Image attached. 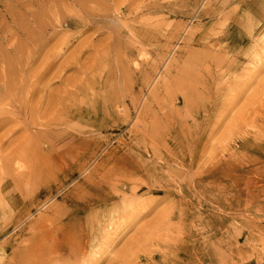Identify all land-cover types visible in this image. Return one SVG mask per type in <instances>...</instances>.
<instances>
[{
    "label": "rangeland",
    "instance_id": "obj_1",
    "mask_svg": "<svg viewBox=\"0 0 264 264\" xmlns=\"http://www.w3.org/2000/svg\"><path fill=\"white\" fill-rule=\"evenodd\" d=\"M15 1L0 264H264V0Z\"/></svg>",
    "mask_w": 264,
    "mask_h": 264
},
{
    "label": "bare ground",
    "instance_id": "obj_2",
    "mask_svg": "<svg viewBox=\"0 0 264 264\" xmlns=\"http://www.w3.org/2000/svg\"><path fill=\"white\" fill-rule=\"evenodd\" d=\"M15 1V0H14ZM19 1V0H18ZM24 1V0H23ZM16 2V1H15ZM5 3H6V1H5ZM20 3H22V2H20ZM26 3V2H25ZM18 4V3H17ZM20 5V4H19ZM18 5V6H19ZM26 5V4H25ZM82 6V5H81ZM8 7V6H7ZM9 8V7H8ZM8 8H7V10H8ZM81 8V7H80ZM92 8V7H91ZM9 10H11L10 8H9ZM9 10H8V12H9ZM21 10V9H20ZM23 10V9H22ZM81 11H82V9H80ZM85 10V9H84ZM87 10V9H86ZM89 10H91V9H89ZM104 10V9H103ZM5 11V10H4ZM24 11V10H23ZM92 11V10H91ZM101 11V10H100ZM100 11H96V12H100ZM11 12H12V10H11ZM15 12V11H14ZM80 12V11H79ZM90 12V11H89ZM107 12V11H106ZM5 13V12H4ZM18 13V12H17ZM85 13H86V11H85ZM84 13V14H85ZM87 13H88V11H87ZM93 13H95V12H92V14ZM13 14L14 13H6L5 14V16H3L2 17V20H0V47L2 46V49H4L3 51H1L0 52V54L2 55V57H1V59L3 60V61H1L0 63V87H1V89L2 90H0L2 93H0V105L2 104V105H4L6 108H7V106H8V108L10 109V107L12 108V106H11V104H10V106L9 105H7V104H9L10 103V101H11V103L12 104H15L16 105V103L13 101V100H11L12 98H11V94H10V84L13 82V80H12V77H14V76H11V60H10V56L11 55H9V53H11L12 51H13V49H12V47H11V37H12V34H13V36H15L14 35V33H12V31H14V29L12 30V28H14V26H16L15 25V22H16V19L18 18H15L14 16H13ZM75 14V13H74ZM73 14V15H74ZM89 14H91V13H89ZM96 14V13H95ZM95 14H94V16H95ZM3 15V14H2ZM2 15H0V18H1V16ZM19 15H20V12H19ZM81 15V14H80ZM79 15V16H80ZM97 16L99 15L100 16V14H96ZM64 16V15H63ZM79 16L77 17L78 19H79ZM83 16V15H82ZM81 16V17H82ZM85 17H87V16H89V15H84ZM83 16V17H84ZM92 16V15H91ZM91 16H89V17H91ZM103 16H104V14H103ZM109 16V15H108ZM107 16V17H108ZM50 17V16H49ZM48 17V18H49ZM52 17V16H51ZM106 17V18H107ZM45 18V17H44ZM47 18V19H48ZM76 18V19H77ZM100 18V17H99ZM34 19V18H33ZM41 19V18H40ZM81 20H83V19H86V18H80ZM101 19V18H100ZM25 20V19H24ZM49 20V19H48ZM52 20V19H51ZM58 20V19H57ZM22 22H23V20H21ZM26 21V20H25ZM53 21L55 22L56 20H55V18L53 17ZM83 21H85V20H83ZM88 21V20H87ZM33 22V21H32ZM43 22H45V21H43ZM42 22V23H43ZM47 22V21H46ZM45 22V23H46ZM53 22V23H54ZM58 22V21H57ZM45 23H43V24H45ZM51 23V22H50ZM49 23V21H48V25L50 24ZM53 23H52V26H53ZM24 24H26V23H24ZM33 24V23H32ZM78 24V23H77ZM17 25H20V23L18 24L17 23ZM21 25H23V24H21ZM36 25V24H35ZM47 25V26H48ZM58 25V24H57ZM24 26H27V24L26 25H23V27ZM41 26V25H40ZM52 26H51V28H52ZM55 26V25H54ZM53 26V27H54ZM83 26V25H82ZM90 26V25H89ZM88 26V27H89ZM18 28H19V26H17ZM17 27H15L16 29H17ZM21 27V26H20ZM22 27V28H23ZM36 26H34V28H35ZM39 27V26H38ZM46 27V26H45ZM43 28V25H42V29H46L47 30V28L48 27H50V26H48L47 28ZM25 28H27V27H24V29ZM28 28H29V26H28ZM27 28V29H28ZM79 28V27H78ZM81 28V27H80ZM87 28V27H86ZM96 28H97V26H96ZM27 29L25 30V31H27ZM33 29V28H32ZM40 29H41V27H40ZM40 29H38V30H40ZM56 29V28H55ZM77 29V28H76ZM83 29V28H82ZM81 29V30H82ZM91 29V28H90ZM94 29V28H93ZM97 29H99V28H97ZM37 30V29H36ZM49 30H50V28H49ZM54 30V29H53ZM52 30V31H53ZM85 30V29H84ZM95 30V29H94ZM25 31H23V32H25ZM28 31H29V29H28ZM27 31V34H25L24 36H29V32ZM32 31V30H31ZM34 31V30H33ZM55 31V30H54ZM21 32H22V29H21ZM79 32V31H78ZM34 33V32H33ZM32 33V37H33V34ZM36 33V32H35ZM44 33V32H43ZM43 33H41V34H43ZM49 33H51V31H49ZM48 33V31H47V34H49ZM16 34V33H15ZM19 34H22V33H19ZM18 34V35H19ZM24 34V33H23ZM40 34V35H41ZM51 34H53V33H51ZM37 35V34H36ZM35 35V36H36ZM50 35V34H49ZM17 36V35H16ZM23 36V35H22ZM23 36V37H24ZM44 36V35H43ZM18 37V36H17ZM44 37H46V36H44ZM75 37V36H74ZM73 37V38H74ZM14 38V37H13ZM25 38V37H24ZM39 37H38V35H37V37H36V41H35V39L33 38V40H34V42H37V41H39V40H37ZM43 37H41V39H42ZM70 37H68V39H69ZM19 39V38H18ZM17 38H16V41L18 40ZM26 39H27V37H26ZM44 39L45 38H43V40H42V42L44 41ZM61 39V38H60ZM24 40V39H23ZM29 40H30V38H29ZM33 40H31V41H33ZM63 40V39H62ZM73 40V39H72ZM19 41V40H18ZM25 41V40H24ZM30 41V42H31ZM47 41V40H46ZM60 41V40H59ZM66 41H67V37H66ZM61 42V41H60ZM63 42H64V40H63ZM62 42V43H63ZM19 43H20V41H19ZM21 43H23V41L21 42ZM48 43V42H47ZM57 44V43H56ZM65 44V43H64ZM23 46H25L24 45V43L22 44ZM22 45H21V47H22ZM31 45L33 46V45H35V43L34 44H32V42H31ZM37 45V44H36ZM107 46H108V44H106ZM112 45V44H111ZM19 46V45H18ZM17 46V47H18ZM28 46V45H27ZM46 46V45H45ZM68 46V45H67ZM110 46V45H109ZM35 47H38V46H35ZM40 47V46H39ZM59 47V46H58ZM19 48H20V46H19ZM29 48V47H28ZM30 48H31V46H30ZM29 48V49H30ZM41 48V47H40ZM62 48V47H61ZM21 49V48H20ZM25 49V48H24ZM23 49V50H24ZM28 49V50H29ZM80 49V48H79ZM32 50V49H31ZM43 50V49H42ZM56 50V49H55ZM20 51V50H19ZM22 51V50H21ZM24 51H26V50H24ZM61 51H63V49L61 50ZM29 52H30V50H29ZM35 52V51H34ZM33 51H31L30 53H34ZM42 52V51H41ZM40 52V53H41ZM57 52V51H56ZM59 52H60V50H59ZM26 53V52H25ZM19 54V53H18ZM45 54V53H44ZM57 54V53H56ZM31 55V54H30ZM60 55H61V53H60ZM59 55V56H60ZM15 56H17V55H15ZM25 57V56H24ZM29 57V56H28ZM46 57V56H45ZM12 58V57H11ZM23 58V57H22ZM31 59H32V57H30ZM42 58V57H41ZM46 58H48V57H46ZM55 58V57H54ZM54 58H53V60H54ZM13 59V58H12ZM34 59H35V57H34ZM43 59V58H42ZM57 59V58H56ZM19 60V59H18ZM28 60V62L27 63H29L30 61H29V58L27 59ZM47 60H49V59H47ZM51 60V59H50ZM49 60V61H50ZM52 60V61H53ZM13 61V60H12ZM22 61V60H21ZM51 61V62H52ZM32 62V61H31ZM34 62H36V61H34ZM39 62V61H38ZM54 62V61H53ZM52 62V63H53ZM41 63H42V65H44V67H43V71L40 73V71H39V77L40 76H42L44 73H45V71H47V69H49V68H51V67H49L50 65H51V63H49V62H46V61H41ZM26 64V63H25ZM24 64V65H25ZM53 65V64H52ZM26 66V65H25ZM35 66H37V65H35ZM23 67V66H22ZM32 67V66H31ZM28 68H30V67H28ZM40 68V67H39ZM24 69V68H23ZM36 69V68H35ZM29 70V69H28ZM27 70V71H28ZM39 70V69H38ZM25 71V70H24ZM23 71V72H24ZM31 71V70H30ZM47 73V72H46ZM21 74H22V72H21ZM25 74V73H24ZM14 75H16V74H14ZM19 75H20V72H19ZM26 75V74H25ZM29 75H30V73H29ZM29 75H27V76H29ZM32 75V74H31ZM20 76H22V75H20ZM44 76V75H43ZM42 76V77H43ZM32 77V76H31ZM18 78V77H17ZM30 78V77H29ZM13 79H15V78H13ZM22 79V78H21ZM24 79V78H23ZM26 79V78H25ZM24 79V81L26 82V80ZM28 79V78H27ZM30 79H32V78H30ZM38 80V79H37ZM19 81V80H18ZM39 81V80H38ZM40 82V81H39ZM15 83H17L18 84V82L16 81ZM24 83V82H23ZM28 83H29V81H28ZM35 83H37V82H35ZM25 84V83H24ZM27 84V83H26ZM31 84V83H30ZM34 84V83H33ZM19 85V87H20V84H18ZM16 85H13L12 87L14 88ZM29 86V85H28ZM38 87V86H37ZM8 88H9V90H8ZM22 89H23V87H21ZM29 88V87H28ZM34 88H36V87H34ZM13 90H15V89H13ZM19 90V89H18ZM27 90V89H26ZM12 92V91H11ZM17 92V91H16ZM39 92V91H38ZM13 93V92H12ZM19 93V92H18ZM27 94V93H26ZM11 95V96H10ZM28 95V94H27ZM14 97H15V95H14ZM16 97H18V96H16ZM23 97V96H22ZM24 97H26L25 95H24ZM19 98V97H18ZM17 98V99H18ZM16 99V98H15ZM14 99V100H15ZM17 99H16V101H17ZM19 100V102L17 103V104H20V98L18 99ZM26 100H30V99H25V102H26ZM22 103V102H21ZM6 104V105H5ZM30 104H33V103H30ZM27 105V104H26ZM3 106V107H4ZM18 106V111H19V105H17ZM25 106V105H24ZM34 106V105H33ZM39 106H40V104H39ZM14 107V106H13ZM29 107V106H28ZM35 107V106H34ZM33 107V108H34ZM38 107V106H37ZM21 108V107H20ZM25 108V107H24ZM23 107L20 109V112L24 109ZM13 109V108H12ZM29 110H30V108H28ZM4 110V108L3 109H1L0 108V112L1 111H3ZM25 110V109H24ZM33 110V109H32ZM4 111H7V110H4ZM15 111V110H14ZM17 111V110H16ZM17 111V112H18ZM35 111V110H34ZM34 111H31V113H32V115H33V112ZM8 112L9 111H7V114H8ZM23 113H24V111H22ZM4 113H6V112H4ZM10 113V112H9ZM22 113V115L24 116L25 114H23ZM26 113H27V111H26ZM12 114H13V112H12ZM3 115H5V114H3ZM2 115V113H0V127L1 126H3V125H5V124H7V123H10V122H15V121H17L16 120V118H18V117H16V116H18V115H15L14 114V116H12V115H10V116H12V117H9V116H7L6 115V117L5 116H3ZM19 116H21V114L19 115ZM29 116H31V115H29ZM34 117V116H33ZM32 119H34V118H32ZM31 119V120H32ZM39 119V118H38ZM36 121V120H35ZM20 122V121H19ZM33 124H41L39 121H37V122H32ZM15 124H18L17 122L15 123ZM14 125V124H13ZM20 125H22L21 123H20ZM17 126L18 125H16V128H17ZM19 127V126H18ZM20 128V127H19ZM22 128H23V126H22ZM25 128V127H24ZM23 128V129H24ZM15 129V127L13 126L11 129H9L10 131L11 130H14ZM8 130V131H9ZM4 131V130H3ZM16 131V130H15ZM31 134V133H30ZM30 136V135H29ZM31 137H32V135H31ZM27 138V137H26ZM21 139V138H20ZM37 141L38 140H36L35 138H27L26 140H24V141H22L21 143H20V145L18 146V148H17V150H14L13 151V154L10 156V157H5V159H4V163H5V165H2V170L3 171H1V173L2 172H5V173H8V172H11V171H16V172H18V173H21L22 174V172H20V171H18L19 169H22V165L20 164V162H21V160L22 161H25V157H26V155H28V154H36V156H37V159H39L40 157H39V153H38V148H37ZM32 155V156H33ZM28 157V156H27ZM34 159V158H33ZM27 160V159H26ZM1 161V160H0ZM3 166H5V167H3ZM26 168V167H25ZM0 173V174H1ZM218 173V172H217ZM9 176V175H8ZM17 176H21L20 174L19 175H17ZM10 177V176H9ZM29 177V176H28ZM1 178V177H0ZM1 182V181H0ZM15 183V182H14ZM16 186V185H15ZM21 186V185H20ZM46 221V220H45ZM51 222V221H50ZM112 225V224H111ZM60 227V226H59ZM71 228V227H70ZM53 230H55V229H53ZM75 231V230H74ZM73 231V232H74ZM57 234V233H56ZM85 234V233H84ZM47 235H48V237H49V231H47V232H45V234H42V236L45 238V237H47ZM71 235V234H70ZM43 238V239H44ZM46 239V238H45ZM53 239V238H52ZM264 242V241H263ZM37 243V242H36ZM36 245H38V244H36ZM40 245V244H39ZM42 245H44V244H42ZM45 246V245H44ZM40 247H41V245H40ZM31 248H32V246H31ZM81 249V248H80ZM32 250V249H31ZM41 250V249H40ZM92 251V250H91ZM36 252V251H35ZM83 252V251H82ZM85 253V252H84ZM74 255V254H73ZM82 256V255H81ZM35 257V256H34ZM87 257V256H86ZM37 259V258H36ZM77 259V258H76ZM51 260V259H50ZM81 260V259H80ZM30 261V260H29ZM86 261V260H85ZM90 261V260H89ZM98 261V260H97ZM82 262V261H81ZM47 263V262H46ZM75 263V262H74ZM36 264H38V263H36Z\"/></svg>",
    "mask_w": 264,
    "mask_h": 264
}]
</instances>
